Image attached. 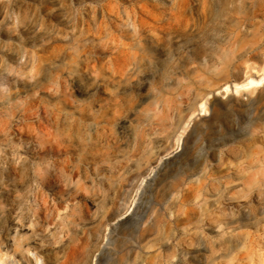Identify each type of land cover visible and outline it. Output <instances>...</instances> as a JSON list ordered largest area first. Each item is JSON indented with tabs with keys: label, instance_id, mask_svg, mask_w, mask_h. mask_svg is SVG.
<instances>
[{
	"label": "rangeland",
	"instance_id": "obj_1",
	"mask_svg": "<svg viewBox=\"0 0 264 264\" xmlns=\"http://www.w3.org/2000/svg\"><path fill=\"white\" fill-rule=\"evenodd\" d=\"M263 76L264 0H0V264H264Z\"/></svg>",
	"mask_w": 264,
	"mask_h": 264
},
{
	"label": "bare ground",
	"instance_id": "obj_2",
	"mask_svg": "<svg viewBox=\"0 0 264 264\" xmlns=\"http://www.w3.org/2000/svg\"><path fill=\"white\" fill-rule=\"evenodd\" d=\"M168 35V34H167ZM168 37H166L165 41H168ZM261 80H264V76ZM254 84V81L250 80L246 83V85H252ZM229 86L227 83H225V89H227ZM234 91L237 92L236 85H234ZM214 93H211L212 100L208 102V109H209V115L207 117H198L196 119V122L199 124L205 123V122H211L215 121L219 118V114L221 113V110L224 109L230 113H233L235 115H240L241 112H243L247 106H254L256 109H258L259 106H261V102L264 99V85L260 87L259 89L252 91V97L248 98L247 103H243L238 97H235L234 95L228 96L223 101L219 100ZM250 163H257L259 164L261 162V159L256 158L249 161ZM256 165V164H255ZM241 170H238L237 173H240ZM257 190V189H256ZM260 190V189H259ZM239 223H245V224H252L254 223L253 216H250L249 214L243 213L240 215L238 219H236Z\"/></svg>",
	"mask_w": 264,
	"mask_h": 264
}]
</instances>
